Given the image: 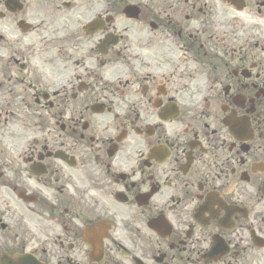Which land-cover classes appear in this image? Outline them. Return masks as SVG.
I'll return each mask as SVG.
<instances>
[{"label":"flooded vegetation","instance_id":"1","mask_svg":"<svg viewBox=\"0 0 264 264\" xmlns=\"http://www.w3.org/2000/svg\"><path fill=\"white\" fill-rule=\"evenodd\" d=\"M0 264H264V0H0Z\"/></svg>","mask_w":264,"mask_h":264}]
</instances>
